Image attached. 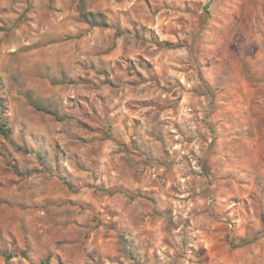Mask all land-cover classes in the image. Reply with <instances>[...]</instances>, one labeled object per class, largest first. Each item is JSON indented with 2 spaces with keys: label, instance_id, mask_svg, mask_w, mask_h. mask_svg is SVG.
<instances>
[{
  "label": "rangeland",
  "instance_id": "obj_1",
  "mask_svg": "<svg viewBox=\"0 0 264 264\" xmlns=\"http://www.w3.org/2000/svg\"><path fill=\"white\" fill-rule=\"evenodd\" d=\"M0 97V264H264V0H0Z\"/></svg>",
  "mask_w": 264,
  "mask_h": 264
},
{
  "label": "trees",
  "instance_id": "obj_2",
  "mask_svg": "<svg viewBox=\"0 0 264 264\" xmlns=\"http://www.w3.org/2000/svg\"><path fill=\"white\" fill-rule=\"evenodd\" d=\"M2 105H3V104H2V99H1V97H0V106H2ZM36 107H37L38 109H42V110H44V111H46V112H48V113H51V114H53L54 116H57V114H56L55 112L51 111V110H47V109L41 108V107H39V106H36ZM9 132H10V129H9V127L7 126V122H6L5 120H2V121L0 122V134L3 135L4 137H8ZM0 155L3 156L5 159H7V156H6L3 152H0ZM9 164L13 167V169H14L15 171H17V168H16V166H15L14 164H11V163H9ZM9 257H10V254H5V255H4L5 264H7V261H8V259H9ZM46 262H47V258L44 259L43 264H45Z\"/></svg>",
  "mask_w": 264,
  "mask_h": 264
},
{
  "label": "clouds",
  "instance_id": "obj_3",
  "mask_svg": "<svg viewBox=\"0 0 264 264\" xmlns=\"http://www.w3.org/2000/svg\"><path fill=\"white\" fill-rule=\"evenodd\" d=\"M221 164L233 168L237 173L245 172V169L238 167V162H234L231 159H224Z\"/></svg>",
  "mask_w": 264,
  "mask_h": 264
}]
</instances>
